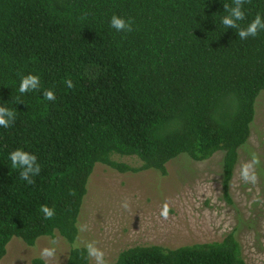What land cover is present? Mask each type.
<instances>
[{
    "label": "trees",
    "instance_id": "trees-1",
    "mask_svg": "<svg viewBox=\"0 0 264 264\" xmlns=\"http://www.w3.org/2000/svg\"><path fill=\"white\" fill-rule=\"evenodd\" d=\"M225 5L236 7L234 0H0V106L15 114L0 127V262L14 238L33 247L59 235L71 245L67 264H90L88 248L75 243L98 164L166 175L181 155L202 162L222 152L229 196L264 92V32L242 40L238 31L264 16V0H245L237 29L222 24ZM113 15L130 20L132 31L112 28ZM28 75L40 85L20 93ZM18 149L40 165L31 184L7 159ZM42 206L54 215L45 218ZM114 264L248 263L233 231L177 248L134 246Z\"/></svg>",
    "mask_w": 264,
    "mask_h": 264
},
{
    "label": "rangeland",
    "instance_id": "rangeland-1",
    "mask_svg": "<svg viewBox=\"0 0 264 264\" xmlns=\"http://www.w3.org/2000/svg\"><path fill=\"white\" fill-rule=\"evenodd\" d=\"M114 159L141 164L136 157ZM223 159L222 152L202 162L181 155L167 164L166 175L156 170L120 173L98 164L89 180L75 246L91 244L102 253L100 261L91 256L90 264H114L123 250L134 246L177 248L221 241L234 231L246 262L264 264V92L228 197ZM45 249L52 255H42ZM70 250L59 235L41 237L33 247L14 238L0 264H34L35 259L67 264Z\"/></svg>",
    "mask_w": 264,
    "mask_h": 264
},
{
    "label": "clouds",
    "instance_id": "clouds-1",
    "mask_svg": "<svg viewBox=\"0 0 264 264\" xmlns=\"http://www.w3.org/2000/svg\"><path fill=\"white\" fill-rule=\"evenodd\" d=\"M245 0H234L236 7H229L225 5V9L228 12V15L221 18L222 24L227 27L238 28L237 21H243L245 19V12L243 11V5ZM111 27L114 28L117 32H131L132 31V22L126 21L125 19L113 15L110 21ZM259 32H264V16L257 15L256 18L246 27L238 31V35L241 39H247L248 37H256ZM67 87L72 88L73 83L71 80L65 82ZM40 85V79L38 76L28 75L23 77L20 82L19 92L25 93L31 90H35ZM45 98L49 101L55 100V95L52 91H47ZM15 114L13 111L9 110L7 107L0 106V127L8 128L14 121ZM7 159L10 161L11 167L13 169L20 170L21 179L27 181L29 184L34 181L29 177V173H32L33 176H36L40 173V165L35 164L37 157L28 152H25L22 149L12 151L8 154ZM244 178L248 179L247 170L243 173ZM41 212L44 214L45 218H51L54 215V211L47 206L41 207ZM164 215H167L165 210ZM88 254L89 256H95L98 261L102 259V253L98 252L91 244L88 245ZM44 256H51L52 253L47 249L42 253Z\"/></svg>",
    "mask_w": 264,
    "mask_h": 264
}]
</instances>
